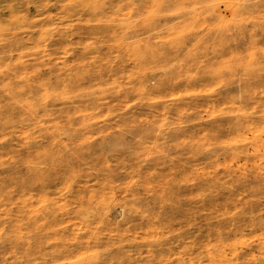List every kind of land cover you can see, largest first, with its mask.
<instances>
[{"label":"clouds","instance_id":"clouds-1","mask_svg":"<svg viewBox=\"0 0 264 264\" xmlns=\"http://www.w3.org/2000/svg\"><path fill=\"white\" fill-rule=\"evenodd\" d=\"M0 264H264V0H0Z\"/></svg>","mask_w":264,"mask_h":264}]
</instances>
